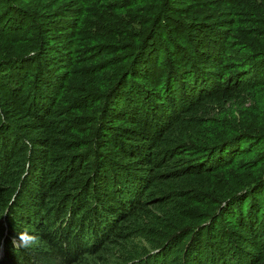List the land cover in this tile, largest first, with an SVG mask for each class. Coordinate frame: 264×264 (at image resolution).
<instances>
[{
    "label": "trees",
    "instance_id": "16d2710c",
    "mask_svg": "<svg viewBox=\"0 0 264 264\" xmlns=\"http://www.w3.org/2000/svg\"><path fill=\"white\" fill-rule=\"evenodd\" d=\"M1 217L0 264H264V0H0Z\"/></svg>",
    "mask_w": 264,
    "mask_h": 264
},
{
    "label": "clouds",
    "instance_id": "9594fccd",
    "mask_svg": "<svg viewBox=\"0 0 264 264\" xmlns=\"http://www.w3.org/2000/svg\"><path fill=\"white\" fill-rule=\"evenodd\" d=\"M12 244L17 248L32 249L39 246L40 237L25 230L18 233L17 237L12 240Z\"/></svg>",
    "mask_w": 264,
    "mask_h": 264
},
{
    "label": "rangeland",
    "instance_id": "374dc122",
    "mask_svg": "<svg viewBox=\"0 0 264 264\" xmlns=\"http://www.w3.org/2000/svg\"><path fill=\"white\" fill-rule=\"evenodd\" d=\"M0 223H2V226H3V231H1L2 233V235L0 236V241H4L3 239H5V238H7V239H9V240H13L15 237L12 235V234H7L6 233V231H7V229H8V224L5 222V218H3V217H1L0 218ZM32 230V229H31ZM134 234H135V232H133ZM136 235V234H135ZM135 243H134V245L135 246H137V247H140V245H142L143 244V242H140L139 241V239L135 236ZM143 246H144V244H143ZM0 250H1V248H0ZM153 252H150L149 251V255L150 254H152ZM185 255V254H184ZM155 256H158V254L156 255L155 254ZM82 258L83 259H87L88 258V256H84V255H82ZM147 259V258H146ZM144 261H145V259H144ZM137 264H138V260L137 261H135ZM151 262H153V261H151ZM161 262V261H160ZM169 262V261H168ZM154 263V262H153ZM152 263V264H153ZM170 263V262H169ZM83 264H85V263H83ZM142 264V263H141ZM147 264H149V263H147ZM158 264V263H157ZM161 264H164L163 262H161ZM168 264V263H167Z\"/></svg>",
    "mask_w": 264,
    "mask_h": 264
}]
</instances>
